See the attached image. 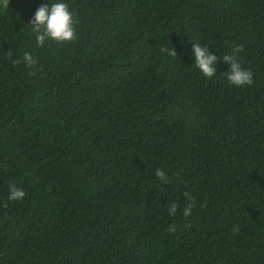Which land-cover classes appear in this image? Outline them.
<instances>
[{
	"label": "trees",
	"instance_id": "obj_1",
	"mask_svg": "<svg viewBox=\"0 0 264 264\" xmlns=\"http://www.w3.org/2000/svg\"><path fill=\"white\" fill-rule=\"evenodd\" d=\"M43 2L0 0V264H264V0H66L74 39L37 45Z\"/></svg>",
	"mask_w": 264,
	"mask_h": 264
},
{
	"label": "clouds",
	"instance_id": "obj_2",
	"mask_svg": "<svg viewBox=\"0 0 264 264\" xmlns=\"http://www.w3.org/2000/svg\"><path fill=\"white\" fill-rule=\"evenodd\" d=\"M73 17L74 12L69 8L66 0H44L33 11L27 24L31 26L37 45H42L46 40H54L57 42L69 41L75 37ZM241 49L242 45H235L228 53L222 56L219 55V58L227 64V69L223 71L224 76L227 82L233 86L252 85L254 83L253 72L242 66L239 59ZM160 51L168 55L176 56L173 48H161ZM191 55L194 65L201 75L206 78H211L216 74L215 64L218 56L214 50L209 49L207 44L193 42L191 44ZM8 56H11L10 52ZM24 60L28 65L36 63L35 59L27 52L24 53ZM15 62L13 60V63ZM155 176L160 179L162 184L168 183L166 173L162 169H155ZM24 196L25 192L22 188L14 184L8 185L7 199L9 201L21 200ZM184 196L187 202L182 209V214L188 216L194 204V197L188 192H185ZM177 207V203H170L167 209L168 215H175ZM171 230H173V226L170 225L169 231Z\"/></svg>",
	"mask_w": 264,
	"mask_h": 264
}]
</instances>
